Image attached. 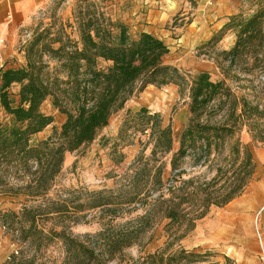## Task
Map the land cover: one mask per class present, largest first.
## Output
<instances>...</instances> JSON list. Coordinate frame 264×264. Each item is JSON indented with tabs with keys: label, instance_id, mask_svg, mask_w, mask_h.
<instances>
[{
	"label": "trees",
	"instance_id": "1",
	"mask_svg": "<svg viewBox=\"0 0 264 264\" xmlns=\"http://www.w3.org/2000/svg\"><path fill=\"white\" fill-rule=\"evenodd\" d=\"M73 17L77 38L64 30L53 36L39 32L25 46L24 65H0V103L9 116L0 121V195L21 200L17 210H0V224L22 244L18 255L11 254L4 264H32L53 241L63 246L59 264H104L151 228L148 241L161 237L160 225L167 236L181 227L187 232L210 208L240 196L251 181L254 144L241 142L242 128L252 133L253 142L264 141L257 123L264 118V108L237 96L224 79L212 81L206 71L190 74L165 63L169 49L164 41L144 31L130 34L126 24L93 5L77 6ZM263 17L262 10L248 17L238 13L223 25L221 30L236 29L237 34L233 46L217 59L224 75L238 68L245 75L241 81L251 84L264 68ZM219 38L213 36L209 43ZM169 84L188 98L189 118L178 136L170 123L162 125L158 113L144 107L127 110L112 138L110 160H124L120 148L136 132L147 133L149 153L140 150L114 189L84 202L50 196L66 153L91 144L111 116L147 86ZM13 85L18 86L16 104L9 98ZM47 98L65 118L60 129L32 143L31 138L53 122L40 109ZM109 140L102 136L101 146ZM186 163L205 167L209 176L187 173ZM138 205L142 214L115 222L124 209L131 212ZM85 206L100 209V228L74 235L69 224L78 221ZM200 258L194 250L180 249L168 256L146 255L143 263L194 264Z\"/></svg>",
	"mask_w": 264,
	"mask_h": 264
},
{
	"label": "rangeland",
	"instance_id": "2",
	"mask_svg": "<svg viewBox=\"0 0 264 264\" xmlns=\"http://www.w3.org/2000/svg\"><path fill=\"white\" fill-rule=\"evenodd\" d=\"M137 1L57 0L16 35L11 50L0 57V65L6 68L24 65L25 46L39 32L46 31L53 36L64 30L72 38H77L78 33L75 31L73 23V13L77 6L86 9L93 5L96 9L104 11L112 20H119L126 24L130 34L135 35L140 32L141 26L129 21L130 13L134 10L136 14L142 12L139 6H143L142 8L149 6L153 0ZM259 10H262L264 14V0H261L253 8H246L242 15L248 17ZM182 12V10L176 11L174 15L169 16L165 23L155 26L151 32L168 46L169 51L163 56V61L176 65L182 71L190 74L206 71L212 81L224 79L226 85L237 96H243L249 101L258 103L260 108H264V68L256 72L255 77L253 76L254 81L250 84L241 81L245 75L238 68L224 75L219 67L217 59L221 60L222 50H228L233 46L237 35L236 29L221 30L223 25L214 27L208 37L197 42L195 36L192 35L194 29L199 28H197L198 34L207 27L211 28V24L204 27L194 24L188 26L190 18L184 19L187 15L181 14ZM260 25L261 33L264 36V17L261 19ZM192 30L193 32H191ZM213 36L220 38L210 44L209 40ZM17 91V85H13L9 89V98L14 102L13 104L18 101ZM142 107L151 113H158L163 126L170 123L174 136H178L189 118L188 98L186 93L179 94L176 85L147 86L141 93L129 99L123 109L111 116L108 126L100 131L99 136L91 144L77 153H66L62 171L54 182L50 196L53 198L58 196L61 199H67L68 202H84L87 197L93 194L114 189L117 182L119 184L121 175L127 170L140 150L144 148V153L148 154L152 147V144L147 142V133L136 132L130 134L120 148L124 154V160L121 163L115 164L109 157L112 138L116 136L127 110L137 111ZM40 109L44 114L51 115L53 122L35 134L31 138L32 143L45 139L54 129H60L65 118L63 114L52 107L50 98L42 102ZM8 119L9 116L0 103V121L4 122ZM257 123L263 131L264 118L257 120ZM251 134L246 126L243 127L240 132L241 142L254 144V157L256 156L255 152L264 154V141L253 142ZM102 136L111 139L104 147L101 146ZM255 162L253 177L243 193L223 207L210 208L204 217L195 222V226L191 230L185 232L184 227H181L172 230V232L168 231L169 236H167L164 234L165 227L162 232L161 228L163 227L160 225L158 232L161 233V237L148 241V237L153 231L151 228L143 234L137 243L124 248L116 255V258L104 264H147L143 263L146 255L156 253L168 256L180 249L194 250L200 254L201 258L194 264H264V184L262 182L264 167L262 172H259L257 157H255ZM183 167L189 174L209 176L205 167L191 168L187 163L183 164ZM165 176H169L168 171ZM255 185L258 186L256 190L253 189ZM242 199L250 201L249 204L232 209V204ZM20 201L17 197L0 195V210H17L21 207ZM129 210L128 208L124 209L121 212L122 217L117 216L115 222L123 223L129 218L143 213V209L139 205L131 212ZM99 213V208L91 209L85 206L83 211L78 213V221L69 224L72 234L82 235L99 230ZM0 231L8 235L19 253L22 244L15 241L6 228ZM62 255L61 242L53 241L43 249L42 256L32 264H59ZM7 260L5 259L1 264Z\"/></svg>",
	"mask_w": 264,
	"mask_h": 264
},
{
	"label": "crops",
	"instance_id": "3",
	"mask_svg": "<svg viewBox=\"0 0 264 264\" xmlns=\"http://www.w3.org/2000/svg\"><path fill=\"white\" fill-rule=\"evenodd\" d=\"M57 0H0V57L7 54L17 34L22 32L30 23L33 22L44 10L49 8ZM143 1V0H141ZM147 1V0H146ZM154 1V2H153ZM142 8V12L136 14L135 10L130 13L129 21L141 26L140 31L152 34L155 26L165 23L169 16L176 11L182 10L181 14L187 15L188 26H209L204 31L197 34L198 29H194L193 36L195 41H200L212 33L214 27L224 25L228 19L235 14L243 13L246 8H253L261 0H153ZM137 2H140L139 0ZM58 3V2H57ZM137 7V6H136ZM135 7V9H136ZM193 32V30L191 31ZM189 32V33H191ZM4 42V43H1ZM258 162V171L262 172L264 166V154L255 152ZM262 177V176H261ZM264 184V176L262 177ZM258 189V186H253ZM242 199L232 204V209L237 206H246L249 202ZM14 248L7 234L0 231V264L7 259Z\"/></svg>",
	"mask_w": 264,
	"mask_h": 264
},
{
	"label": "built area",
	"instance_id": "4",
	"mask_svg": "<svg viewBox=\"0 0 264 264\" xmlns=\"http://www.w3.org/2000/svg\"><path fill=\"white\" fill-rule=\"evenodd\" d=\"M1 43H3L2 41H1ZM5 229V227L4 226H0V230H4ZM18 252H17V250L14 248L13 249V251L11 252V254H17ZM11 254H9V256L11 255ZM9 256L7 257V259L9 258Z\"/></svg>",
	"mask_w": 264,
	"mask_h": 264
}]
</instances>
